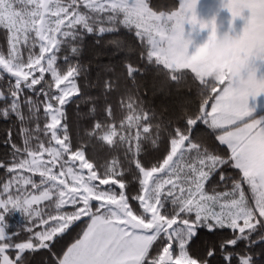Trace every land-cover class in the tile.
Returning <instances> with one entry per match:
<instances>
[{"label": "snow or ice", "instance_id": "snow-or-ice-1", "mask_svg": "<svg viewBox=\"0 0 264 264\" xmlns=\"http://www.w3.org/2000/svg\"><path fill=\"white\" fill-rule=\"evenodd\" d=\"M196 6L0 0V119L10 123L0 157V264H33L42 252L37 264H264V121L250 119L249 108L250 97L264 94V77L203 75L217 66L206 56L216 28L198 19ZM224 6L234 19L249 11L234 58L257 70L264 0ZM186 23L209 29L194 52ZM88 37L105 77L97 96L80 82ZM105 52L120 59V75L137 91L135 77L148 72L154 94L174 90V114L153 123L154 114L126 92L117 122L106 97L120 75L100 62ZM81 105L93 122L73 136L68 107L79 117ZM89 152L112 155L96 164ZM11 210L26 218L22 240L19 230L7 231ZM73 226L80 231L65 247Z\"/></svg>", "mask_w": 264, "mask_h": 264}, {"label": "trees", "instance_id": "trees-1", "mask_svg": "<svg viewBox=\"0 0 264 264\" xmlns=\"http://www.w3.org/2000/svg\"><path fill=\"white\" fill-rule=\"evenodd\" d=\"M154 4L159 5L160 7H166L168 5L174 4L175 0H153ZM0 45H4V36L3 34H0ZM86 50L85 54L81 59V63L85 66L87 69L85 76L81 77V84L85 82V80L92 86H90L87 91L89 94L93 96L99 95L100 89L98 87H95L99 81L102 82V80L105 78L103 74L99 72V69L97 67V63L95 60H93V53L100 51L97 47L93 44V37H88L86 40ZM62 53L61 55H63ZM70 55V54H69ZM132 62L134 64L139 63L141 66H143L142 61H138L136 57H132ZM74 62V61H69ZM101 63H113L115 65L114 72H113V78L115 75H120L124 72V68L121 64V61L119 58L112 57L110 53L105 52L100 57ZM214 78V77H213ZM153 80H154V74L152 72H148L146 75H137L135 77V81L137 84L140 85L139 90L137 91L136 87L133 84L132 80H129L126 78V75H120L119 80V88L115 91H112L107 97L106 100L108 103H110L113 106V109L116 113L117 122H119V117L121 115V112L126 111V104L128 103V95L131 94L133 96V102L139 103L141 107L144 108V110L148 111L150 116L154 114V117L152 118V122H158L161 119H167L171 115L174 114V109L176 106V100H177V93L173 90L171 92V95L167 96V98L164 95H161L159 92H156L154 94L153 91ZM145 88L147 89V94L145 95ZM127 92V94H126ZM185 93H180V95H184ZM193 94H195V88L193 87ZM105 103V98L101 97L99 104H98V113L96 116V119H104V113H103V104ZM165 108L167 110H165ZM87 109L81 105L80 107V115L79 117L75 114L74 106L68 107V118L69 123L71 125V130L73 133V136H75L76 132L79 131L81 135H84L85 129L90 128L92 125V119H89L86 115ZM10 126V123L8 121H5L3 119H0V157L3 156V154L7 151V149L3 146V139H4V130ZM223 147V146H221ZM110 153L103 152V153H96L93 154L91 152L88 153V158L91 162H94L96 164H104L106 160H110L111 158ZM121 160L123 161V155L121 154ZM236 170L229 169V172L235 174ZM15 210H11L8 214L5 215V223L7 224V231L13 232L16 230L20 231L18 239L22 240L27 235L26 231L22 230V226L26 223V218L22 215H19L18 212L15 213ZM86 219V218H85ZM79 224V222H77ZM80 231L79 227L73 226V230L70 231L69 234H67L63 238V246H67L72 242V240L75 238V236ZM47 253H39L34 258L33 264H37V262L41 261Z\"/></svg>", "mask_w": 264, "mask_h": 264}, {"label": "rangeland", "instance_id": "rangeland-1", "mask_svg": "<svg viewBox=\"0 0 264 264\" xmlns=\"http://www.w3.org/2000/svg\"><path fill=\"white\" fill-rule=\"evenodd\" d=\"M224 5H225V0H197V6H196V10H195L196 15H197L199 20L209 23L210 26L213 22H214V24H216L219 19L220 20H230L232 17V14H231V12L228 14L229 10ZM224 9H227V10H224ZM236 18H238V17H236ZM232 19H234V18H232ZM186 25L188 28H191L194 31L195 36L201 37L198 41V44L197 45L195 44L194 48L193 47L189 48L190 52H194L196 50V48H199L200 46H202L208 42L209 29L200 30L198 25L196 26L195 29H193L191 25H189V24H186ZM232 25L227 23L226 26H222L224 29H222L220 31H226L225 29L229 28L231 31H235L234 34H236L237 37H239L243 32V31H239V30L243 29L242 24L241 23H233ZM201 33H203L204 35L202 36ZM201 40H203L202 43H201ZM206 56L217 62V66H213V67L208 68V70H207L208 73L217 72L220 68H222L221 66H222L223 61H221V58L212 57L208 54L207 51H206ZM222 60H224V59H222ZM230 60H233V59H230ZM258 64H261V62H259ZM205 73L206 72H203V75ZM217 78L221 79L222 77L218 76ZM14 212L15 213L18 212L19 215L24 216L19 210H15Z\"/></svg>", "mask_w": 264, "mask_h": 264}, {"label": "crops", "instance_id": "crops-1", "mask_svg": "<svg viewBox=\"0 0 264 264\" xmlns=\"http://www.w3.org/2000/svg\"><path fill=\"white\" fill-rule=\"evenodd\" d=\"M223 9V8H222ZM227 10V9H224ZM230 12H228L229 14ZM250 16V13L247 9H245L242 13L241 16H238V18L232 19L233 17H231L230 20H218V22L215 24V28L217 25H221L220 30L224 29L222 26H226L227 23L228 24H233V23H241L242 24V28L239 31H243L247 18ZM187 24V23H186ZM185 24V32L186 35L188 34V39H190L192 41V45H190V47L195 46V44H198L199 39L201 38L200 36H195L194 35V31L191 28H188L187 25ZM233 26V25H232ZM187 29V30H186ZM191 30V31H190ZM206 30V29H205ZM226 31H231L229 28L225 29ZM190 31V32H189ZM233 33L235 31H232ZM204 33V32H203ZM201 33V35L203 36L204 34ZM203 42V40H201V43ZM189 47V48H190ZM234 54L235 51L233 53V55L230 58H221L222 62V68H220L217 72H213V73H208L206 72L204 75L205 76H212L215 79H218L217 77H232L227 73V64L230 62V59H233L235 61H240L238 59L234 58ZM224 59V60H222ZM259 61L257 62V71H256V76L257 78H262L264 77V62H261V64H258ZM249 108L252 109L251 113H250V119H256V120H261L264 121V94H260L259 96L252 98H249Z\"/></svg>", "mask_w": 264, "mask_h": 264}, {"label": "clouds", "instance_id": "clouds-1", "mask_svg": "<svg viewBox=\"0 0 264 264\" xmlns=\"http://www.w3.org/2000/svg\"><path fill=\"white\" fill-rule=\"evenodd\" d=\"M221 25L216 26V39L206 49L208 54L217 58H230L235 50L238 37L232 31H220ZM255 69H249L242 61L230 60L227 64V73L232 77H240L247 73L249 77H256Z\"/></svg>", "mask_w": 264, "mask_h": 264}]
</instances>
